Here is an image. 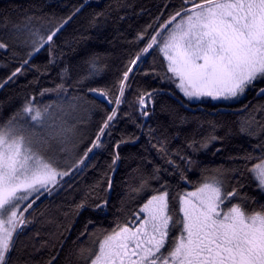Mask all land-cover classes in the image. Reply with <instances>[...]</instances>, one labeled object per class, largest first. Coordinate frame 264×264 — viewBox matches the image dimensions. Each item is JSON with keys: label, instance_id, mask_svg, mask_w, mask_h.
<instances>
[{"label": "snow or ice", "instance_id": "1", "mask_svg": "<svg viewBox=\"0 0 264 264\" xmlns=\"http://www.w3.org/2000/svg\"><path fill=\"white\" fill-rule=\"evenodd\" d=\"M83 7L73 6L63 15L54 11L26 15L19 22L8 15L12 7L0 9V17L8 22L0 32V50L9 52L18 64L0 78V87L25 71L47 76L56 69L60 80L54 88L25 95L9 115L0 116V264H34L35 245L20 237L38 219L37 205L64 191L67 180L82 173L100 149H111L109 163L94 185L78 193L80 199L70 211L74 216L85 211L104 214L105 219L110 215L111 225L97 228V221H86L78 239L89 237L88 247L66 249L69 238L61 233L52 241L57 255L46 264H56L61 253L68 264H264V204L243 192L245 185L234 178L238 167H201L203 162L193 158L216 142L221 146L213 155L222 152L223 142L233 135L231 128L209 120L208 131L194 130L173 147L180 132L171 129L190 118L165 99L231 104L251 93L264 97V0H180L166 18L161 13L139 28L133 41L137 50L120 62L103 87L87 89L107 107L92 105L100 117L97 130L90 146L77 156L74 114L88 102L82 95L68 98L66 94L76 86L82 88L84 80L93 82L104 68L100 57L92 54L88 75L65 87L70 69L64 64L63 48L87 38L57 41ZM123 7L117 0L95 12L89 26L98 28ZM44 49L46 63L33 65L34 56ZM153 53V61L144 66ZM52 93L56 100L41 102ZM234 112L246 113L237 134L257 142L250 144L251 151L228 160L242 162L252 182L264 190V102L249 101ZM160 114L169 121H161ZM210 114H224V109ZM152 120L154 125L149 123ZM198 126L203 129V124ZM218 129H226L225 134L217 135ZM141 139L146 141L143 151L154 152L155 157L140 156V164L129 173L135 174V182L126 177L125 188L113 203L109 194L115 187L114 173L124 159L120 148ZM193 169L199 171L195 182L188 175ZM181 183L190 190L181 189ZM39 236L37 232L35 237Z\"/></svg>", "mask_w": 264, "mask_h": 264}, {"label": "trees", "instance_id": "2", "mask_svg": "<svg viewBox=\"0 0 264 264\" xmlns=\"http://www.w3.org/2000/svg\"><path fill=\"white\" fill-rule=\"evenodd\" d=\"M117 0H0V9H7L12 7L13 10L8 14L12 22H19L28 16H39L42 14H51L53 11L57 15H63L68 12L73 6L84 5L83 10L65 27L64 31L60 33L57 43L71 42L73 37L84 36L87 39L71 43L70 46L63 48L64 64L69 66L70 71L65 74L68 87L72 81L86 77L90 72L88 57L95 54L100 57V63L104 71L98 73L93 82L88 80L83 81V87L76 86V89H70L67 92V97L71 98L75 95H82L88 102L80 110L79 120L83 126V134L85 140L80 146L79 155H83L84 151L90 146V141L96 129V122L100 119L97 114V109L92 105H99L107 107L102 101L92 96L87 92L89 87H103L104 84L111 80L112 73L119 66L120 62L126 60L130 54H133L137 48L134 44V36L136 31L144 25L152 22L153 17L159 16L161 13L165 14L171 12L175 6L180 3V0H120L124 6L123 10L117 8L113 15L106 18V20L97 27L89 26V17L95 12L101 11L108 5H115ZM167 11H165V6ZM124 17L119 19L118 17ZM8 23L0 17V32L4 31L5 24ZM48 58L47 49L41 50L40 53L34 56L31 63L33 65H43ZM155 58V53L148 56L144 62V66L150 64ZM18 66L11 59V54L0 50V78H3L14 67ZM63 67V65H61ZM38 81V84H37ZM3 80L0 79V84ZM60 80L57 79V70L53 69L50 75L39 76L32 71H25L23 75L18 76L13 82L6 86L0 87V116L6 117L15 106H18L24 99L25 95H32L38 93L40 88H54ZM155 86V85H154ZM57 99L55 93L45 95L42 103H48ZM170 103L175 104L181 115L188 116L190 119L184 124H177L171 129L172 132L179 131L180 136L172 141V146L176 147L184 142V137L195 131H208L207 121H217L221 125H226L231 128L233 135L225 139L223 142L224 150L216 155L213 152L220 143L216 142L209 146L207 150L201 151L193 158L203 163L201 167L207 165L208 167H215L223 165L226 168H239L240 171L234 176L245 185L243 192L249 196L254 197L259 203L264 204V191L259 189L254 182H252L248 173L243 169L242 162H230L228 157L231 155L242 154L243 151H251L250 144H255V138H249L244 134H237L239 121L245 118L246 113L234 110L240 109L243 104L251 101L253 104L264 102V97H255L254 93L249 94L247 99H242L240 103L220 104V103H199L198 101L190 102L183 99L182 104L177 102V98H168ZM183 104H189L194 109H186ZM222 106L227 108L224 114L211 115L217 107ZM159 107V106H157ZM91 109V110H89ZM209 113V115H205ZM199 118V120L194 119ZM259 119V115L257 116ZM159 119L164 122L169 121V117L164 114L159 115ZM150 124L155 123V120L149 121ZM203 124V129L198 126ZM225 130L217 131V135L223 136ZM131 132L133 129L128 128ZM142 145L146 146L145 139H141L139 143L122 145L120 148V155L124 159L118 164L114 173V189L109 194L111 202L116 203L118 194L125 188L126 177L128 182L134 183L136 180L135 174L129 175L132 169L137 168L140 164V156L147 155L148 159H153L155 153L149 151L145 153ZM111 149L95 150L89 161V166L85 170L68 179L64 185L65 190L61 191L59 195L43 199L36 207L34 214L38 217L33 227H30L20 240L28 241L35 245L37 251L34 253L32 259L34 264H46V262L57 255L53 250L52 241L61 238L60 234L69 238V244L65 246L79 248L81 246H90V238H79V233L83 231L86 221H97L96 227H109L111 225L112 217L109 215L105 219L104 214H93L91 211H85L79 216H74L70 209L74 202L80 199L81 190H87L91 185H94L104 172L109 163V152ZM159 162V161H157ZM95 165V168L91 167ZM243 173V175H241ZM189 179L195 182L199 179L198 169H193L189 172ZM176 181H173L175 183ZM69 185L72 190H69ZM187 184L181 183L180 188L185 189ZM89 232L93 231L90 226ZM39 232L40 236L35 237ZM35 237V239H33ZM73 242H76L73 244ZM58 247V245H57ZM31 250V249H30ZM56 264H68L66 256L61 253L56 260Z\"/></svg>", "mask_w": 264, "mask_h": 264}, {"label": "rangeland", "instance_id": "3", "mask_svg": "<svg viewBox=\"0 0 264 264\" xmlns=\"http://www.w3.org/2000/svg\"><path fill=\"white\" fill-rule=\"evenodd\" d=\"M193 102V101H191ZM212 103H216L214 101H212ZM77 119L74 121L76 124H77V127H78V132H79V137H78V147H77V152H76V155H78L79 153V149H80V146L83 144V141L85 140L84 138H82L84 136L83 134V126H82V123L80 122L79 120V117H80V111H78L77 113L74 114Z\"/></svg>", "mask_w": 264, "mask_h": 264}, {"label": "water", "instance_id": "4", "mask_svg": "<svg viewBox=\"0 0 264 264\" xmlns=\"http://www.w3.org/2000/svg\"><path fill=\"white\" fill-rule=\"evenodd\" d=\"M92 96L96 97L98 100L102 101V99H100L97 95H94V94H91ZM103 102V101H102ZM183 106L186 108V109H194L191 105L189 104H183ZM216 109H224V111L227 110V108L225 107H222V106H219L217 107Z\"/></svg>", "mask_w": 264, "mask_h": 264}, {"label": "flooded vegetation", "instance_id": "5", "mask_svg": "<svg viewBox=\"0 0 264 264\" xmlns=\"http://www.w3.org/2000/svg\"><path fill=\"white\" fill-rule=\"evenodd\" d=\"M186 188L190 190V186L188 184H187V187Z\"/></svg>", "mask_w": 264, "mask_h": 264}, {"label": "crops", "instance_id": "6", "mask_svg": "<svg viewBox=\"0 0 264 264\" xmlns=\"http://www.w3.org/2000/svg\"><path fill=\"white\" fill-rule=\"evenodd\" d=\"M264 191V190H263Z\"/></svg>", "mask_w": 264, "mask_h": 264}]
</instances>
